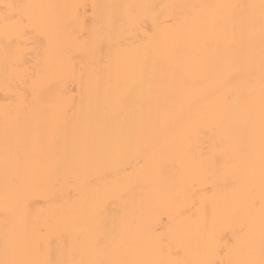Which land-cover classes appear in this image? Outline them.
Listing matches in <instances>:
<instances>
[{"label": "bare ground", "instance_id": "bare-ground-1", "mask_svg": "<svg viewBox=\"0 0 264 264\" xmlns=\"http://www.w3.org/2000/svg\"><path fill=\"white\" fill-rule=\"evenodd\" d=\"M0 264H264V0H0Z\"/></svg>", "mask_w": 264, "mask_h": 264}]
</instances>
